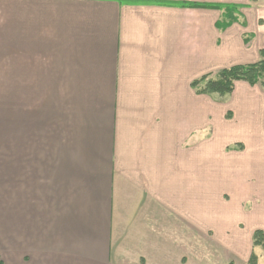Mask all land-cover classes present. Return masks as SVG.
<instances>
[{
    "label": "crops",
    "instance_id": "obj_1",
    "mask_svg": "<svg viewBox=\"0 0 264 264\" xmlns=\"http://www.w3.org/2000/svg\"><path fill=\"white\" fill-rule=\"evenodd\" d=\"M262 20L259 0H0V264H191L196 231L246 263L264 230V85L220 103L192 83L258 61ZM215 182L204 216L195 192Z\"/></svg>",
    "mask_w": 264,
    "mask_h": 264
},
{
    "label": "rangeland",
    "instance_id": "obj_2",
    "mask_svg": "<svg viewBox=\"0 0 264 264\" xmlns=\"http://www.w3.org/2000/svg\"><path fill=\"white\" fill-rule=\"evenodd\" d=\"M262 1H264V0H259V3H262ZM263 21L264 20H262L261 22L263 23ZM24 95H25V97H27V94H24ZM209 96H211V99L213 101L220 102V103H225L227 101H233V99H230L231 95L220 96V94L214 93V94H210ZM21 97L22 96H20V98H19V106L26 105L27 102L21 101ZM28 99H29V97H28ZM10 100H11L10 94H3L4 147L6 146L8 140H9V134H10V117H11ZM217 107H219V106H217ZM217 110H218V108H217ZM227 118H228V120H230L232 118V116L229 114V112H228ZM216 122L218 123V120ZM236 133H237V130L233 131V128L229 124V121L225 125V127L223 129V133L221 135L219 133H216V132L214 134L213 127H212V133H211V150H212L211 166H212L213 171L219 169L224 163V160L223 161L219 160L220 152H218V150H220V147L222 146L224 141L226 142L228 140L234 139ZM243 134H244V130H243ZM241 144L240 143H230L227 146L226 151L229 152L230 149H232L234 147L240 148ZM202 162H205V160H202L198 157L196 165H200ZM220 187H221V184H219L217 182L211 183L210 194H208V189H209L208 185L202 191L199 188V191L195 192L196 199L197 198L201 199L203 197L204 199H206L208 201V197H210V200H212V207L210 206L211 203L209 204L208 202H206L204 204V206L201 208L198 206H195V211L200 209L201 214L204 215V211H206V209L208 207V210L205 212V215H204V216H206L209 212H211L213 209H215L218 206V202L214 201V199H217L216 193ZM227 194H228V196L230 195L232 197V194L230 192L229 193L227 192ZM223 209L224 208H220V209L218 208L219 211L217 210V212H216V210H214L212 212V218H216L219 215V212H223ZM196 217H198V216H196ZM198 223L199 222H195L196 225ZM215 224H218V222H216ZM193 238H194V248L192 250H194V252H193L194 258L193 257L191 258V264H208L207 263L208 261L211 262L210 264H226V262H225L226 260H224V254H225V256H227L228 254L224 253L225 250H222L223 248L221 249L220 248L221 246L217 242H215L212 237H210L209 235L205 236L204 233H199L196 231V235ZM174 246H176V245H174ZM260 250L262 251L261 248H256L255 251L258 253L260 264H264V254L262 256Z\"/></svg>",
    "mask_w": 264,
    "mask_h": 264
},
{
    "label": "trees",
    "instance_id": "obj_3",
    "mask_svg": "<svg viewBox=\"0 0 264 264\" xmlns=\"http://www.w3.org/2000/svg\"><path fill=\"white\" fill-rule=\"evenodd\" d=\"M209 7H218L220 10L224 8L222 20L223 25L227 27L233 21L234 17H228L229 14L233 15L238 13V7L222 6L219 4H211ZM230 7L233 10H230ZM245 23V21H243ZM237 81H246L250 85H264V48L260 50V59L254 63L237 64L231 67L223 68L216 73L203 75L195 79L192 83L198 94H220V96L230 95L235 88ZM253 247L254 251L249 260L243 264H258L259 256L255 251L256 248H261L264 252V230L258 229L253 234ZM231 264V263H230Z\"/></svg>",
    "mask_w": 264,
    "mask_h": 264
}]
</instances>
